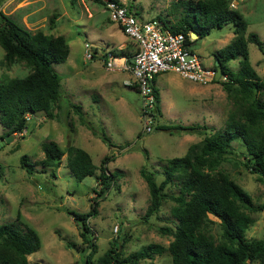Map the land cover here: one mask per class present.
I'll return each instance as SVG.
<instances>
[{
	"label": "rangeland",
	"instance_id": "obj_1",
	"mask_svg": "<svg viewBox=\"0 0 264 264\" xmlns=\"http://www.w3.org/2000/svg\"><path fill=\"white\" fill-rule=\"evenodd\" d=\"M123 1L132 4L138 16L145 20L166 16L175 22L180 17L181 11L173 12L174 0ZM228 3L230 8L243 14L248 32L258 33L264 42V0H228ZM0 10L32 32L43 30L65 36L70 46L66 62L54 64L62 76V96L55 105V117L49 118L44 112L28 114L27 128L7 143L4 141L8 136L2 138L5 130L0 122V223L17 220L20 215L38 232L42 246L29 255L30 264H86L90 250L87 242H83L82 228L72 212L90 210L95 189H100L97 179L88 176L82 181L76 180L68 168L67 153L56 175L51 169L43 171L41 165H37V172L31 175L20 163L25 154L37 163L45 156L43 142L56 141L63 149L74 145L87 150L97 166V173L106 155L115 156L108 168L120 172V187L108 192L106 199L100 202L97 216L89 219L98 245L96 257L103 255L114 240L124 242L121 249L125 255L150 243L169 246L174 236L163 233L160 228L175 227L176 201L166 198L160 211L146 219L150 192L140 171L144 167L154 171L157 181L161 182L167 159L183 156L191 144L224 127L233 102L223 84L215 82L216 79L207 84L196 83L174 71L160 73L155 80L160 112L154 118L152 130L147 131L142 117V99L132 74L109 69L105 64L110 50L119 49L123 44L132 52L135 43L110 20L103 4L95 0H2ZM233 37L234 25L229 23L193 41L191 47L206 66L214 69L217 63L214 53ZM88 42L92 47L90 51L97 50L96 57L87 56ZM249 50L252 65L264 79V52L255 43H249ZM4 54L0 44V81L30 73L31 68L25 62L5 66ZM229 66L237 70L239 59L232 60ZM215 72L217 74V70ZM221 79L222 76L218 81ZM75 106H81V114ZM189 126L199 129H181ZM102 133L110 142L102 139ZM234 145L238 153L229 156L218 169L227 172L251 194L256 204L264 205V178L242 165L239 154L242 148L236 142ZM167 191L177 195L179 188L171 185ZM252 216L255 222L247 231V237H264V208ZM210 218L214 221L210 230L220 238V220L212 215ZM69 241L76 246H68ZM141 264H172V256L165 251L142 260Z\"/></svg>",
	"mask_w": 264,
	"mask_h": 264
},
{
	"label": "trees",
	"instance_id": "obj_2",
	"mask_svg": "<svg viewBox=\"0 0 264 264\" xmlns=\"http://www.w3.org/2000/svg\"><path fill=\"white\" fill-rule=\"evenodd\" d=\"M95 1L105 4L104 0ZM172 9L173 12L181 11L175 22L166 16L156 18L162 21L165 29L183 33L190 45L209 35L213 29L229 23L234 25V37L214 53L222 67V79L215 82L223 84L233 102L224 127L191 144L183 156L167 159L161 182L157 181L154 171L145 167L140 171L150 192L146 219L160 211L166 198L176 201L173 207L175 227L160 228L163 233L174 236L169 246L150 243L125 255L121 249L124 242L114 240L103 255L96 257L98 245L89 219L97 216L100 202L106 199L108 192L120 187V172L108 168L115 156L106 155L100 165V173H97L92 155L84 148L71 145L63 149L58 142L47 141L42 144L43 159L36 163L25 154L21 157V166L31 175L37 172V165H41L43 171L51 169V173L56 175V169L67 153V165L76 180L82 181L88 176L97 179L100 189H95L90 210L73 211L82 228L83 242H87L90 250L86 264H141L142 260L152 259L165 251L171 254L172 264H264V237H247V231L255 222L252 213L263 210L264 205L256 204L251 194L227 172L218 169L229 156L238 153L236 142L242 148L239 153L242 165L264 178V79L252 65L249 50V43H255L264 52V42L258 33L248 32V22L242 13L229 7L228 0H174ZM51 22L54 24L53 19ZM193 32L198 35L195 39L191 38ZM0 44L5 50L2 60L5 66L10 67L20 61L31 68L24 77H6L0 81V122L5 130L4 138L22 134L27 128L28 114L44 112L49 118L55 117V105L62 96V76L54 64L66 62L70 46L65 36L43 30L32 32L1 10ZM111 51L118 57H127L130 63L135 52L128 48ZM96 53L94 50L93 57ZM236 59H239V68L234 70L229 63ZM217 67L215 64L214 68ZM155 92L159 113L157 87ZM77 112L81 114V109ZM156 114L153 111L154 118ZM181 129L196 131L199 128L189 126ZM101 136L105 142H110L105 133ZM1 170L0 165V175ZM171 185L179 188L177 195L168 193L167 187ZM210 215L220 220V238L210 230L214 222ZM67 244L76 246L71 241ZM41 246L38 232L20 215L17 220L0 223V264H30L29 255L40 250Z\"/></svg>",
	"mask_w": 264,
	"mask_h": 264
},
{
	"label": "built area",
	"instance_id": "obj_3",
	"mask_svg": "<svg viewBox=\"0 0 264 264\" xmlns=\"http://www.w3.org/2000/svg\"><path fill=\"white\" fill-rule=\"evenodd\" d=\"M104 3L110 20L117 23L135 43L131 63L127 57H118L110 50L105 64L109 69L126 70L132 74L142 99L146 130L151 131L154 122L152 113L158 104L155 80L160 73L174 71L190 81L207 84L215 79L216 69L204 64L183 33L165 29L157 18H141L133 6L123 0H104ZM86 47L87 56L93 58L90 42L86 43Z\"/></svg>",
	"mask_w": 264,
	"mask_h": 264
},
{
	"label": "water",
	"instance_id": "obj_4",
	"mask_svg": "<svg viewBox=\"0 0 264 264\" xmlns=\"http://www.w3.org/2000/svg\"><path fill=\"white\" fill-rule=\"evenodd\" d=\"M192 37L197 38L198 37L197 33L193 32L192 33ZM216 64L218 65V67H217V74H216V80H218L222 76V67L219 65V61L218 60H217V63ZM154 112L157 113V109ZM165 130L166 131H170L169 129H165ZM14 138H15L14 135H9L5 139L4 143L11 142V141L14 140ZM72 214L75 215L74 212H72Z\"/></svg>",
	"mask_w": 264,
	"mask_h": 264
},
{
	"label": "crops",
	"instance_id": "obj_5",
	"mask_svg": "<svg viewBox=\"0 0 264 264\" xmlns=\"http://www.w3.org/2000/svg\"><path fill=\"white\" fill-rule=\"evenodd\" d=\"M121 48H124V45H123V44H122V46L119 47V49H121ZM130 51H131V50H130ZM127 86H129V85H127ZM137 92H138V91H137Z\"/></svg>",
	"mask_w": 264,
	"mask_h": 264
},
{
	"label": "clouds",
	"instance_id": "obj_6",
	"mask_svg": "<svg viewBox=\"0 0 264 264\" xmlns=\"http://www.w3.org/2000/svg\"><path fill=\"white\" fill-rule=\"evenodd\" d=\"M191 37H192V36H191ZM192 39H195V38L192 37ZM216 70H217V69H216ZM215 79H216V77H215Z\"/></svg>",
	"mask_w": 264,
	"mask_h": 264
}]
</instances>
